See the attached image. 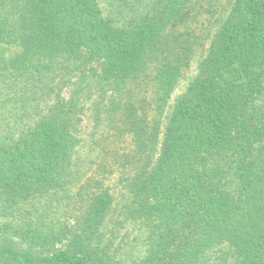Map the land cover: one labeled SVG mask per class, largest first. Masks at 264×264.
<instances>
[{
    "label": "trees",
    "instance_id": "16d2710c",
    "mask_svg": "<svg viewBox=\"0 0 264 264\" xmlns=\"http://www.w3.org/2000/svg\"><path fill=\"white\" fill-rule=\"evenodd\" d=\"M197 6L0 0V46L22 49L0 58V96L15 111L0 137V264H264V0L234 1L161 138L203 39ZM87 102L111 131L86 178L102 186L74 194ZM116 176L118 188L105 184ZM73 203L84 205L70 226ZM127 226L136 257L112 249Z\"/></svg>",
    "mask_w": 264,
    "mask_h": 264
},
{
    "label": "rangeland",
    "instance_id": "374dc122",
    "mask_svg": "<svg viewBox=\"0 0 264 264\" xmlns=\"http://www.w3.org/2000/svg\"><path fill=\"white\" fill-rule=\"evenodd\" d=\"M235 0H198V8L201 9V16L199 18L198 23H190L192 29H194L198 34L196 37L203 38L198 41V44L195 46L193 51V56L190 61V64L183 70L182 76L178 82V85L173 92L167 106L162 111L161 116V131L163 139L164 130L168 124L169 118L171 116L172 110L176 104V102L187 92L192 83L198 78L201 72V66L204 59L207 57L208 52L210 50L211 44L214 40L215 35L219 31V29L224 24L225 20L230 16ZM107 5L108 3L105 1L102 4V8L104 10V15H107ZM132 14V13H130ZM130 18L122 17L118 20V22L126 23L129 22ZM200 41L202 43L200 44ZM22 53V49L19 47H10L6 45L0 46V58L6 62L10 60L12 57L18 56ZM155 65H150V67L146 70L148 74L154 73ZM147 79V78H146ZM78 78H73L72 82L69 83L70 88H73V84L77 82ZM142 81V80H140ZM70 92L69 88H65L64 94L67 96ZM151 95V89L145 94L149 98ZM0 137L4 139L8 130L11 128L13 118L15 115L14 109L11 107V104L7 101V98L3 94L0 96ZM95 99V97H94ZM79 118L80 126L79 133L84 141L82 143V148L80 150V166L79 169L82 172H86L83 175L79 176L77 180V185L75 184L72 189L74 190V194L77 193L79 188H83L84 193H87V186L91 188H96L102 186L95 182L87 183L86 178L91 176V171L88 170L90 163L95 160L98 153H100V147H97V142L99 140H104V138L111 131L109 129L108 121L105 119L104 115H96L95 108L92 106L91 102H87L86 106H84L82 114H80ZM105 184H109L114 188H118V177H112L111 180H107ZM84 204L77 205L73 203L67 210V214H64V217L67 220V224L73 226L76 224L77 216L82 213L81 206ZM122 231L118 234V237L115 238L112 249L117 250L118 254L124 256H138L142 251V242L138 239V233L134 232L132 228L127 226L126 228H121ZM129 230V231H127ZM214 260H212V264ZM225 260L219 259L214 264H225Z\"/></svg>",
    "mask_w": 264,
    "mask_h": 264
}]
</instances>
